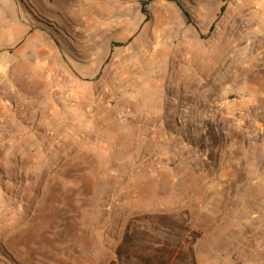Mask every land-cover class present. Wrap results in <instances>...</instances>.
Listing matches in <instances>:
<instances>
[{"label":"rangeland","instance_id":"rangeland-1","mask_svg":"<svg viewBox=\"0 0 264 264\" xmlns=\"http://www.w3.org/2000/svg\"><path fill=\"white\" fill-rule=\"evenodd\" d=\"M6 27L0 264L124 260L126 233L264 264V0H0Z\"/></svg>","mask_w":264,"mask_h":264},{"label":"crops","instance_id":"crops-1","mask_svg":"<svg viewBox=\"0 0 264 264\" xmlns=\"http://www.w3.org/2000/svg\"><path fill=\"white\" fill-rule=\"evenodd\" d=\"M3 16H4V14H2V17ZM2 31L3 30H1V32H0V37L1 38H5V36H7L8 40H10V41L15 40V37H14V35H15V29L13 27H6V30L4 31V33H2ZM25 31H26V29L23 28L22 32L26 33ZM24 33L22 34V37H23ZM23 42H25V39L22 40V43ZM29 42H31V41H29ZM192 248H193V250H195L196 249V245H193V247L187 248V251H185L183 253H179V252L178 253L177 252L176 253H173L174 255L172 254L170 257L169 256H164L165 254L162 255V253H160V251H157V250L147 251V252L142 253L139 256L138 260L136 258H132L131 255H130V252H129V255H128L129 258L126 259V263H124V260L123 259H121L120 261H118L117 259H115V255L112 254V257L105 264H112V263L113 264H138L140 262H141V264H143L144 261H145V259H147V260L150 261V260H156V259L158 260L159 258H164V259L166 258V260H168L170 258L171 259H174L175 256L177 258H180L179 260H182V259L185 260L186 257L188 259L191 258V256H192V252H191ZM168 261H169V264H171L170 260H168ZM208 261H209L208 264H212L213 263V261H212V254H209ZM153 264H155V262Z\"/></svg>","mask_w":264,"mask_h":264},{"label":"trees","instance_id":"trees-1","mask_svg":"<svg viewBox=\"0 0 264 264\" xmlns=\"http://www.w3.org/2000/svg\"><path fill=\"white\" fill-rule=\"evenodd\" d=\"M141 235L142 234H138V233H126V238L124 239V243H126V245L124 244V246H123V243H122V246H120L118 248V251L119 250L121 251V249H122V252L125 254V256H124L125 259L124 260H126L127 258H129L128 255H129V252H130L129 251V249H130V243H132L134 241L133 237H135V236H141ZM127 242H129V243H127ZM159 251H160V253H162V255H164V254L167 255L168 252L170 254L173 253L172 250H168V249H165V248H161V249H159ZM116 254H117V260L120 261L121 254H119V252L116 253ZM166 255H164V256H166ZM154 262H155V264H169V261L166 260V258L165 259L164 258H159L158 260L156 259V260H150V261L147 260V259H145V261H144L143 264H153ZM124 263H126V261H124ZM138 264H141V262L138 263Z\"/></svg>","mask_w":264,"mask_h":264},{"label":"bare ground","instance_id":"bare-ground-1","mask_svg":"<svg viewBox=\"0 0 264 264\" xmlns=\"http://www.w3.org/2000/svg\"><path fill=\"white\" fill-rule=\"evenodd\" d=\"M259 61H262V62H260V63H262V65H264V57H263V56L259 59ZM253 63H255V62H253ZM258 64H259V63H258Z\"/></svg>","mask_w":264,"mask_h":264}]
</instances>
